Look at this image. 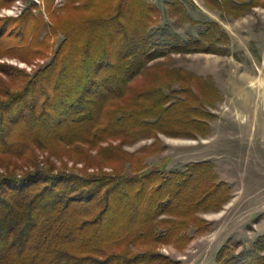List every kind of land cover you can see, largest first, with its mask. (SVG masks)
Masks as SVG:
<instances>
[{"label": "trees", "instance_id": "obj_1", "mask_svg": "<svg viewBox=\"0 0 264 264\" xmlns=\"http://www.w3.org/2000/svg\"><path fill=\"white\" fill-rule=\"evenodd\" d=\"M150 1L65 0L59 13L47 8V20L29 6L1 25L0 59L28 63L43 56L48 34L63 40L32 74L0 63V264H180L156 245L182 242L181 228L197 222L198 210H219L227 202L229 191L207 162L182 173L166 172L165 163L142 172L139 162L109 145L118 151L111 172L86 171L97 164L90 151L102 142L122 146L157 141L159 134L209 132V120L195 109L207 103L196 100L193 88L208 104L216 93L200 77L165 69L168 82L182 86L169 95L154 80L131 83L151 62L172 54H226L217 46L226 36L210 23L198 38L183 39L159 26ZM203 1L222 18L264 10V0ZM167 6L171 19L199 24L180 0ZM177 94L184 99L171 102ZM37 151L48 154L39 161ZM51 157H78L85 169L57 167ZM263 252L264 236L238 252L226 243L216 264H264Z\"/></svg>", "mask_w": 264, "mask_h": 264}, {"label": "rangeland", "instance_id": "obj_2", "mask_svg": "<svg viewBox=\"0 0 264 264\" xmlns=\"http://www.w3.org/2000/svg\"><path fill=\"white\" fill-rule=\"evenodd\" d=\"M171 1H150L159 10V26L170 27L187 39L198 38L200 33L209 29L210 23H216L226 36L217 46L226 49L227 53L172 54L151 62L131 85H140L146 79L154 80L153 83L161 86L162 94L169 95L172 91H181L182 86L168 82L165 69L200 77L203 85L214 87L216 96L212 104H208L206 97L193 88L194 94L199 95L196 100L207 104L203 109H200L201 104L198 106L192 102L191 105L197 106L195 109L202 119L206 122L209 120V132L207 136L198 135L196 138L159 134L157 141L144 139L122 146L118 140L102 142L90 151L99 171L95 166L86 171L111 172L110 168L116 164L112 157L118 151L113 152L109 145L119 147V152L132 157L133 164L139 162L142 172L161 163L166 164V172L181 173L196 163L212 165L216 183L225 184V189L229 191L227 202L219 210H198L197 222L191 223L189 220V225L185 223L181 228L182 242L157 244L156 247L160 254L180 264H216L217 253L226 243L238 252L252 247L264 236V10L258 7L238 19L222 18L217 10H210L203 0H180L186 13L199 23L193 26L170 18L167 3ZM64 2L0 0V27L6 20L21 16L29 6L36 8L33 12L42 14L47 20V8L59 13ZM48 39L49 47L43 49V56L28 63L3 57L0 63L32 74L38 66L49 62L63 35L48 34ZM175 98L184 99V96L177 94L171 102ZM47 154L37 151L38 160L42 161ZM51 160L57 167L66 163L67 168L85 169L78 157L73 160L51 157ZM128 167L127 162L122 169ZM143 249L133 247L134 251Z\"/></svg>", "mask_w": 264, "mask_h": 264}]
</instances>
